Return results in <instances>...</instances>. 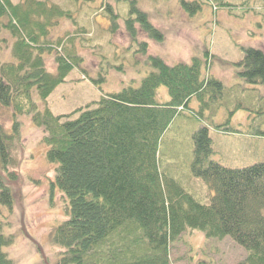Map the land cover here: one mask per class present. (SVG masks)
<instances>
[{
    "label": "trees",
    "instance_id": "1",
    "mask_svg": "<svg viewBox=\"0 0 264 264\" xmlns=\"http://www.w3.org/2000/svg\"><path fill=\"white\" fill-rule=\"evenodd\" d=\"M181 3L192 6L191 13L202 6L196 0ZM219 5L230 8L222 1ZM106 9L117 29L118 13L109 3ZM68 13L42 0L17 4L0 0L1 26L14 38L12 60L0 61V107L12 110L9 130L0 118V168L16 180L19 116H29L41 129L47 160L56 163L49 182L50 199L59 191L67 214L48 233L58 252L53 259L42 256L34 264H170L171 246L187 230H200L206 238L228 236L246 251L237 264H264L263 162L232 168L211 159L209 127H200L192 134L189 169L213 190L208 203L197 200L161 164L160 143L175 117L189 109L193 98L208 107L224 88L219 79L203 75L200 57L170 65L149 54L154 69L136 87L103 94L66 114L55 115L47 105L39 108L33 96L43 102L79 67L81 59L72 48L76 32H68L66 40L50 39L51 29ZM128 14L125 30L130 38H137L136 24L147 37L163 38L146 12L132 6ZM140 44L147 46L145 41ZM51 49L55 50V72L46 69L42 57ZM236 65L238 76L264 85L263 49L246 48ZM160 86L168 92L163 102L156 99ZM214 128L226 130L220 125ZM11 184L0 178V212L3 205L11 210ZM4 223L0 221V264H14L5 250L14 237L4 233Z\"/></svg>",
    "mask_w": 264,
    "mask_h": 264
},
{
    "label": "rangeland",
    "instance_id": "2",
    "mask_svg": "<svg viewBox=\"0 0 264 264\" xmlns=\"http://www.w3.org/2000/svg\"><path fill=\"white\" fill-rule=\"evenodd\" d=\"M10 1L17 4L25 0ZM42 1L69 11L51 29L50 39L56 41L68 32H76L72 48L81 60L79 67L75 66L46 100L42 102L36 94L33 96L39 108L47 105L55 115L66 114L99 100L103 94L126 86L136 87L154 69L149 54L160 56L170 65L200 57L203 75L219 79L224 88L221 94L214 95L208 107L193 98L189 109L175 117L160 143L161 164L197 200L208 203L213 190L189 169L193 158L192 134L200 127H209L211 159L232 168L264 163V85L250 84L238 76L236 65L246 48L264 50V0H196L202 6L192 13V6L184 7L182 0ZM221 1L230 8H222ZM108 3L119 15L117 29L112 27ZM132 6L146 12L150 22L163 33L161 40L147 37L137 24V38H130L125 19L131 15L128 13ZM2 21L6 23L7 17ZM80 30L86 33L80 34ZM13 41L11 33L0 23L1 62L12 60ZM143 41L147 43L145 49L140 44ZM64 44L69 47V43ZM60 52L65 53L63 49ZM42 57L46 69L55 72V50L44 51ZM156 99H168L166 87L158 88ZM11 111L0 107L1 123L6 130L11 126ZM19 119L21 135L14 152L15 170L19 173L13 181L0 168V178L12 183L13 192L11 210L1 206L0 221L5 222L4 233L14 237L13 243L5 247L14 264H34L42 256L53 259L58 252L48 233L67 214L59 191L50 199L49 182L54 179L56 163L46 158L41 129L25 114ZM217 125L226 130L215 129ZM245 257L244 248L230 237L206 238L200 230H187L170 250V264H237Z\"/></svg>",
    "mask_w": 264,
    "mask_h": 264
},
{
    "label": "water",
    "instance_id": "3",
    "mask_svg": "<svg viewBox=\"0 0 264 264\" xmlns=\"http://www.w3.org/2000/svg\"><path fill=\"white\" fill-rule=\"evenodd\" d=\"M87 1H91V0H87Z\"/></svg>",
    "mask_w": 264,
    "mask_h": 264
}]
</instances>
